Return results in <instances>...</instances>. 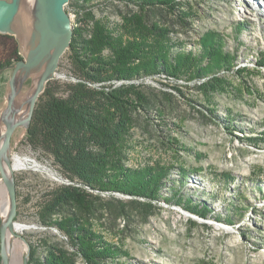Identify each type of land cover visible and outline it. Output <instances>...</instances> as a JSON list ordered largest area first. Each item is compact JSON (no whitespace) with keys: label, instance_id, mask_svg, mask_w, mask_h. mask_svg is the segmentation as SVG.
Wrapping results in <instances>:
<instances>
[{"label":"rangeland","instance_id":"rangeland-1","mask_svg":"<svg viewBox=\"0 0 264 264\" xmlns=\"http://www.w3.org/2000/svg\"><path fill=\"white\" fill-rule=\"evenodd\" d=\"M183 1V9L195 16L190 26L167 18L174 43L200 54L203 38L215 33L224 50L235 56L233 66L217 74L219 89L207 87L209 91L205 86L215 84L214 76L189 81L145 78L149 91L160 97L158 109L164 116L157 114L156 107H151V114L138 116L127 139L128 167L167 169L163 195L172 197L173 189L179 190L183 198L206 206L211 213L202 218L162 201L149 217L131 204L129 215L107 214L92 223L95 231L124 251L118 260L130 264H264V66L258 63L264 50V0ZM91 3L98 19L119 29L118 33L124 31L120 9L107 0ZM66 10L77 25L78 14L69 3ZM69 57L67 50L54 78L61 85L72 75ZM21 58L19 35L0 33V64ZM11 73L7 70L0 76V117L6 109ZM64 91L62 86L58 94ZM3 128L0 120V134ZM26 134L24 127L17 130L11 150L12 156L28 161L14 173L18 181L15 222L23 225L19 237L27 246L23 264L31 259L32 245L44 239L72 250L64 234L44 226L38 214L48 189L70 181L51 156L29 144ZM89 191L116 202L108 193ZM116 197L131 199L123 194ZM76 264L84 262L78 258Z\"/></svg>","mask_w":264,"mask_h":264},{"label":"trees","instance_id":"trees-1","mask_svg":"<svg viewBox=\"0 0 264 264\" xmlns=\"http://www.w3.org/2000/svg\"><path fill=\"white\" fill-rule=\"evenodd\" d=\"M107 1L120 9L121 33L97 18L91 0H70L79 17L68 50L71 78L62 85L56 79L48 82L27 129L29 144L51 156L70 181L48 189L38 214L44 226L59 230L72 247L68 250L58 242L41 240L32 245L28 264H76L78 258L84 264H130L118 260L124 251L95 231L92 222L107 214L129 215L131 204L139 206L146 217L162 201L202 218L211 213L206 206L183 198L179 190L173 189L172 197H165L162 189L167 169L129 168L127 139L142 112L151 114V107H156L157 114L164 116L158 109L161 99L149 91L145 78L189 81L214 76L215 84L207 83L205 90H216L220 85L217 74L231 70L235 56L224 50L215 33L203 38L200 54L174 43L166 23L190 26L195 16L183 9V0ZM261 53L258 63L264 66V50ZM9 64H0V69ZM62 86L65 91L59 95ZM90 189L108 193L116 202L93 195ZM116 194L131 199L125 202ZM1 222L0 214V229Z\"/></svg>","mask_w":264,"mask_h":264},{"label":"water","instance_id":"water-1","mask_svg":"<svg viewBox=\"0 0 264 264\" xmlns=\"http://www.w3.org/2000/svg\"><path fill=\"white\" fill-rule=\"evenodd\" d=\"M69 2L70 0H0V33L17 34L13 28L15 21L22 11L26 10L28 14L24 27L25 50L20 38L23 58L0 69V76L7 70L12 72L6 92V109L0 117L6 127V141L0 148L2 173L3 159L10 150L15 131L25 121L26 129L29 128L39 97L45 91L47 83L56 77L60 59L71 47L74 23L66 10ZM26 86L29 88L23 93ZM6 163L12 168V163L7 158ZM5 184L11 210L6 222H1V257L2 264H9L6 252L7 228L13 230L18 214L14 174L10 179L5 177ZM16 235L22 237L17 233ZM24 264H28V259Z\"/></svg>","mask_w":264,"mask_h":264},{"label":"bare ground","instance_id":"bare-ground-1","mask_svg":"<svg viewBox=\"0 0 264 264\" xmlns=\"http://www.w3.org/2000/svg\"><path fill=\"white\" fill-rule=\"evenodd\" d=\"M27 12L22 11L20 13V15L18 16L17 20L15 21L13 28L16 31V33L20 36V38L23 41V49L25 50L24 44H25V23H27ZM29 88V86L25 87V91H27V89ZM25 93V92H24ZM31 95V93H30ZM26 119V118H25ZM3 124V130L0 134V148L4 145L5 143V131H6V127L5 124L2 122ZM26 121L24 122L23 125H21L20 127L17 128V130L19 128H26ZM17 130L15 131V133L17 132ZM15 134L12 137V141H11V147L9 152L5 155L4 159H3V173L0 169V208H1V216H2V220L3 222H6V219L10 213L11 210V204H10V199H9V194L6 188V184H5V177L7 178H11L12 175L15 173V171L17 169L23 168L26 166L27 164V159L26 158H22L19 155H13L12 156V144H13V138H14ZM23 136L21 135L20 139ZM6 158L9 159L12 163V168L8 166V164L6 163ZM4 174V175H3ZM24 231L23 225L16 223L13 226V230H11L10 228H7V241H6V252H7V257L9 260V264H23V256L24 253L27 250V246L25 245V243L21 240V238L16 235L20 233H22Z\"/></svg>","mask_w":264,"mask_h":264}]
</instances>
